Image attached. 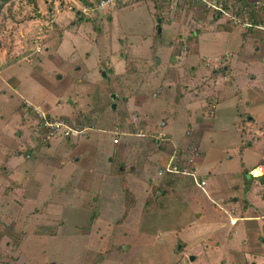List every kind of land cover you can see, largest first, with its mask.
<instances>
[{"label": "rangeland", "instance_id": "rangeland-1", "mask_svg": "<svg viewBox=\"0 0 264 264\" xmlns=\"http://www.w3.org/2000/svg\"><path fill=\"white\" fill-rule=\"evenodd\" d=\"M100 1L14 0L0 14V264H229L209 259L218 227L208 213L221 226L228 216L215 213L208 185L225 191L220 174L240 175V157L224 132L187 133L194 121L182 103L211 75L198 78L184 59L186 36L175 24L190 8L110 0L100 9ZM30 106L86 132L45 144ZM188 147L199 162L203 153L199 176L210 184L205 193L178 176L183 200L172 198L167 217L157 173ZM126 190L135 198L127 213ZM243 241L238 253L256 263ZM217 245L225 257L223 240Z\"/></svg>", "mask_w": 264, "mask_h": 264}, {"label": "crops", "instance_id": "crops-1", "mask_svg": "<svg viewBox=\"0 0 264 264\" xmlns=\"http://www.w3.org/2000/svg\"><path fill=\"white\" fill-rule=\"evenodd\" d=\"M228 1L231 5L234 3L254 5L256 2H264V0ZM183 9H189L187 12L190 15L183 16L175 25L182 32V36H186L183 56L190 67L189 71L197 74L198 78L199 74H211L208 84L200 88L201 92L196 100L192 103L187 101L182 103L186 105L184 111L186 119L194 121L191 127H188L187 133L191 131L200 140L216 132L227 134L234 145L233 149H238L242 175L240 178L236 172L235 178L228 172L220 174L227 178L224 181L225 191L217 188L215 183L210 184L209 176H205L209 181V192L214 201L211 206L217 204L215 208L213 207L217 210L215 213L221 215L219 212H223L228 216V223L223 222L221 226L222 222L214 219L216 215L210 211L208 213L212 223H217L215 226L218 227L210 239L209 244L213 246L214 241L216 250L209 254V259L214 258L215 261L219 256L229 264L235 259L238 260L237 263L245 264L243 255L238 253V249H241L238 241L244 238L242 246H245L252 260H257L253 264H257L264 259V177L252 179L248 170L252 171L258 164H264V35L253 29L231 27L225 19L208 15L199 5L186 6ZM259 12L254 17L249 15V20L261 22L264 10L260 8ZM207 104L212 110L206 107ZM191 109L194 117L188 116ZM198 115L200 120L195 121ZM201 155L198 173L203 163L202 152ZM251 162H255L252 167L249 165ZM163 164L164 162L161 165ZM210 168L208 172L211 178L218 181L214 170ZM180 179L182 178L176 176L160 179L163 181V187L168 190L167 196L160 199L162 215L168 217L173 214L167 215L172 198H176L177 201L183 200L182 194L179 193L184 191ZM148 181L153 183V179L149 178ZM237 183L241 186H236ZM190 205L198 207L194 198H191ZM232 208L239 210L238 215ZM200 209L207 211L202 206ZM224 211H227V214ZM230 212L232 218L236 219L234 223L229 217ZM198 216L203 218L204 215ZM220 240L224 243L222 252L225 257L217 249V242Z\"/></svg>", "mask_w": 264, "mask_h": 264}, {"label": "built area", "instance_id": "built-area-1", "mask_svg": "<svg viewBox=\"0 0 264 264\" xmlns=\"http://www.w3.org/2000/svg\"><path fill=\"white\" fill-rule=\"evenodd\" d=\"M174 5H184L190 3L192 5H199L203 9L214 13L217 17L225 19L231 27L253 29L261 32L264 35V18L261 22H251L249 20V14L246 12L243 17L236 13L230 12L228 6V0H168ZM110 0H101L99 2V8L102 9ZM256 8H262L264 10V2H256ZM33 114L37 118L36 132L40 140L48 144L51 139L61 137L66 140L81 138L85 134L86 129H74L66 121L50 118L48 114L35 106H30ZM114 143H118V138L114 139ZM198 148H186L184 150H176L174 153L164 162L159 168L157 176L162 179L168 175H180L191 178L196 186L203 192L207 193V180L198 173ZM252 179H258L264 177V164H258L251 172ZM220 208V206H218ZM222 209V208H221ZM227 214V211H224ZM231 222H235L236 219L232 218L231 212L229 214Z\"/></svg>", "mask_w": 264, "mask_h": 264}, {"label": "trees", "instance_id": "trees-1", "mask_svg": "<svg viewBox=\"0 0 264 264\" xmlns=\"http://www.w3.org/2000/svg\"><path fill=\"white\" fill-rule=\"evenodd\" d=\"M12 1H14V0H0V14H1V12H2V10H3V8L7 5V4H9L10 2H12ZM167 2H169V3H171L170 1H168V0H166ZM229 3V2H228ZM172 4V3H171ZM173 5V4H172ZM192 4H190V3H186V4H184V5H173V6H177V7H181V8H183V7H186V6H191ZM228 6L230 7V12L231 13H236V14H238L240 17L242 16L243 17V14L244 13H248L251 17H254V16H256V15H258L260 12H259V8H256V6H255V4L254 5H250V4H240V5H238V3H234V4H228ZM205 10V9H204ZM205 11H207V10H205ZM208 13H210L211 15H213L214 17H216L217 15H215L214 13H211V12H209V11H207ZM259 12V13H258ZM219 18V17H218ZM159 31V30H158ZM159 33V32H158ZM162 141H160V143H161ZM41 144H43L42 142H40ZM162 147V146H161ZM123 166L122 165H119V167H117V169H116V171H117V173H121L122 172V170L124 171L125 169L124 168H122ZM170 176H180V175H168V176H165L164 178H162V179H165V178H168V177H170ZM153 189H155V188H153ZM155 191H160L161 192V195H164V194H167L166 193V191H165V188L163 187V186H159L158 188H156L155 190H154V192ZM154 192H152V194L149 196V198H148V200L146 201V204L145 205H147V204H151V203H153L152 201H153V199H154V197H155V193ZM134 203H135V198H134V196L131 194V192L129 191V190H126L125 191V213H127V210H130V209H132L133 208V206H134Z\"/></svg>", "mask_w": 264, "mask_h": 264}, {"label": "water", "instance_id": "water-1", "mask_svg": "<svg viewBox=\"0 0 264 264\" xmlns=\"http://www.w3.org/2000/svg\"><path fill=\"white\" fill-rule=\"evenodd\" d=\"M112 98L114 99V96ZM114 109H115V105L113 104L112 105V110H114Z\"/></svg>", "mask_w": 264, "mask_h": 264}]
</instances>
